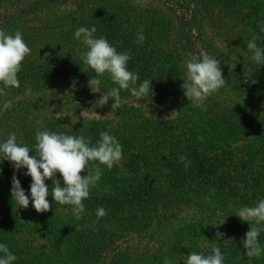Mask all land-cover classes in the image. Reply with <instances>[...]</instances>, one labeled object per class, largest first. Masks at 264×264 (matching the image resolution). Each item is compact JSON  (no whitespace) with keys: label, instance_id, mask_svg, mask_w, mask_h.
I'll list each match as a JSON object with an SVG mask.
<instances>
[{"label":"trees","instance_id":"obj_1","mask_svg":"<svg viewBox=\"0 0 264 264\" xmlns=\"http://www.w3.org/2000/svg\"><path fill=\"white\" fill-rule=\"evenodd\" d=\"M261 21L264 0H0V29L19 30L31 49L19 87L0 84V140L16 132L31 149L37 129L83 134L92 143L109 130L123 146L118 164L100 165L79 219L51 195L47 211L31 200L18 207L10 193L14 169L0 163V242L18 257L13 264H163L165 255L183 264L186 254L207 253L213 243L225 264H264V254L244 253L250 225L231 213L264 196V64L251 60L245 43L254 33L264 37ZM93 24L118 51L131 50L128 67L152 79V96L122 90L114 112V98L95 105L102 93L90 91L95 74L72 35ZM141 25L146 39L137 44ZM258 43L264 47V39ZM194 52L217 57L226 81L206 111L181 87ZM101 81L107 92L113 82ZM180 154L191 161L187 168ZM23 172L16 175L27 193L31 177ZM100 206L107 214L97 220ZM258 239L264 246V231Z\"/></svg>","mask_w":264,"mask_h":264},{"label":"clouds","instance_id":"obj_2","mask_svg":"<svg viewBox=\"0 0 264 264\" xmlns=\"http://www.w3.org/2000/svg\"><path fill=\"white\" fill-rule=\"evenodd\" d=\"M260 32L264 33V21L260 22ZM96 33L94 24L80 25L72 33L73 38L84 47L79 52L80 61L85 69L95 74L88 80L90 91L102 93L95 100V105L103 106L110 98H114L110 110L114 112L121 106L122 90H127L137 99L152 96V79L140 80L139 73L128 67L131 50L118 51L117 42H110L106 36H97ZM135 37L137 44H142L146 39L142 25L138 26ZM261 39L264 37L254 33L245 41L247 50L251 52V60L259 66L264 64V47L258 43ZM30 52L31 49L19 30L9 33L0 29V84L4 87H19L17 74L22 67V61ZM105 75L113 82L107 92L101 88V78ZM181 77L184 96L193 107L202 111L207 110V98L226 84L219 59L204 52H194L190 58L185 59ZM71 87H75V83ZM28 91L30 89L26 88L25 92ZM34 138L35 144L31 149L27 144L18 142L16 132H9L6 139L0 140V163L7 160L14 169L10 188L12 201L18 207L26 208L31 200L36 211L44 212L50 208L47 197L51 195L53 202L71 205V212L79 219L86 212L84 200L89 197L90 189L102 176L100 165L111 169L118 164L123 157L122 144L109 130L100 131L95 143L83 134H67L48 129H37ZM179 160L184 163L185 168L191 163L184 154L179 155ZM85 168L86 174L82 175ZM21 169H24V175L31 177L27 193L16 175ZM48 179L52 180L51 185L46 183ZM231 213L250 225L242 237L244 253L248 257L264 254V246L258 239L264 231V196H259L253 205L235 207ZM95 214L99 220L107 214V209L100 206ZM216 235L219 238L222 233L217 232ZM164 251L167 252V249ZM17 259L8 245L0 242V264H13ZM163 264L175 262L165 255ZM183 264H225L224 253L218 244L213 243L207 253L191 251L186 254Z\"/></svg>","mask_w":264,"mask_h":264},{"label":"rangeland","instance_id":"obj_3","mask_svg":"<svg viewBox=\"0 0 264 264\" xmlns=\"http://www.w3.org/2000/svg\"><path fill=\"white\" fill-rule=\"evenodd\" d=\"M97 115H101V114L95 112V113L92 114V117L97 116Z\"/></svg>","mask_w":264,"mask_h":264}]
</instances>
